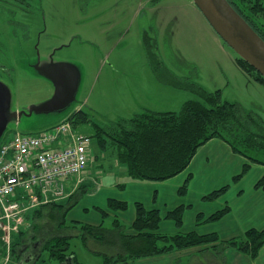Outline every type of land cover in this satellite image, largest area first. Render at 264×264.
I'll list each match as a JSON object with an SVG mask.
<instances>
[{
    "label": "rangeland",
    "instance_id": "374dc122",
    "mask_svg": "<svg viewBox=\"0 0 264 264\" xmlns=\"http://www.w3.org/2000/svg\"><path fill=\"white\" fill-rule=\"evenodd\" d=\"M199 12L193 0H0V81L11 93L0 143L15 132L40 133L81 109L91 120L75 129L92 136L96 144L89 167L106 160L109 152H102L93 136L95 124L105 126L141 111L142 104L122 94V85L152 78L159 60L188 76V83L211 92L221 89L224 100L237 101L264 118V85L239 69L236 53ZM59 63L71 65L78 73L76 94L62 109L30 113L31 106L52 97L54 84L43 72ZM178 90L185 95L178 97L176 111L185 101L199 99L195 93ZM50 213L51 209L42 214L33 209L24 216L25 233L11 253L12 264H34L50 236L76 234V220L67 217L61 225V215L53 220ZM109 214L104 224L112 228L114 216ZM15 237L21 241L19 231ZM69 243L78 264H105L103 253L111 247L77 237ZM38 260L36 264H61L48 249Z\"/></svg>",
    "mask_w": 264,
    "mask_h": 264
},
{
    "label": "trees",
    "instance_id": "16d2710c",
    "mask_svg": "<svg viewBox=\"0 0 264 264\" xmlns=\"http://www.w3.org/2000/svg\"><path fill=\"white\" fill-rule=\"evenodd\" d=\"M228 1L264 39V0ZM236 63L254 81L264 85V76L237 53ZM162 66L163 62L159 60L156 74ZM188 78L177 77L172 82L180 89L195 93L199 99L185 101L180 111H155L145 108L129 118H119L105 126L95 124L93 136L98 147L102 152H109L126 168V175L130 180L157 182L174 178L189 167L199 148L214 138L225 141L233 152L247 159L241 172L233 177V182L240 181L253 163L264 165V118L253 110L245 109L237 101L224 100L221 89L211 92L200 84L188 83ZM69 119L74 127L91 120L89 114L83 110L74 112ZM190 180L191 176L180 187L181 195L188 192ZM255 187L264 189V175L256 182ZM230 188L231 184L224 185L204 195L202 199L217 200ZM81 190L78 195L72 194L66 203H60L59 200L42 205L36 211L42 214L45 209L47 213L51 209L52 219L57 220L58 215H61L62 225L66 222L68 212L85 194L86 191ZM108 204L115 211H125L129 207L128 202L116 199H110ZM134 205L136 218L131 225L124 224L117 216L113 217L112 228L105 226L104 222L99 225L75 222V227L79 228L76 234L59 233L50 236L43 243L35 261L48 249L51 257L61 264L71 255L74 256V264H78L69 243L75 237L81 238L85 243L93 240L111 246L109 253L102 252L106 257L105 264H123L129 260L135 261L204 245H211L220 251L233 248L256 259L264 248V228H249L241 236L223 240L217 233L181 231L185 211L192 205H179L169 210L166 215L159 208L149 209L140 201ZM99 210L104 218L109 216L106 210ZM230 210V206L225 205L209 217L199 214L198 219L217 221ZM164 219L174 221L178 231L160 232V224ZM24 233L21 229V241L14 242L16 246L21 244ZM22 251L24 253L26 250L23 248ZM12 252H15V248ZM95 253L101 254L99 251Z\"/></svg>",
    "mask_w": 264,
    "mask_h": 264
},
{
    "label": "crops",
    "instance_id": "0c3cea01",
    "mask_svg": "<svg viewBox=\"0 0 264 264\" xmlns=\"http://www.w3.org/2000/svg\"><path fill=\"white\" fill-rule=\"evenodd\" d=\"M199 13L201 15L199 17H203V21L212 28L201 11ZM151 69L153 71L152 67ZM239 69L242 71L240 67ZM158 70L157 74L146 81H134L131 83L135 84L133 86L127 83L122 85V94L127 95L132 103L142 104L141 111L145 108L155 111L176 110L174 106L178 97L185 95L179 92L180 88L172 82L181 76L177 74L175 67L163 64ZM93 145L95 147L96 144H92V152ZM109 156L106 160L97 162L98 165L94 163L92 167H88L81 175L64 182L67 195L71 196L81 189L86 191L79 203L68 212L67 217L70 219L84 224L99 225L106 219L99 208H106L108 214L111 213L121 220L127 218L129 220L127 225H131L136 218L134 203L140 201L149 209L159 208L163 215L179 205H192L185 211L182 232L217 233L225 240L241 236L249 228H264V189L255 187L256 182L264 175V165L253 163L249 172L240 181L233 182V177L241 172L247 159L233 152V149L221 139H211L201 146L184 172L165 181L130 180L126 175V168L112 155ZM189 176H191L189 190L181 195L180 186ZM227 184H231L230 190L217 200L202 199L204 195ZM70 196L60 200V203H66ZM110 199L126 201L129 207L125 211L110 209L108 204ZM146 199L150 204L145 201ZM24 200L28 203L27 198ZM225 205H229L231 210L220 220L207 222L198 219L199 214L202 213L205 218L209 217ZM38 208H31L28 215L33 209ZM110 216L109 214L108 217ZM177 231L178 228L172 220L164 219L160 224L162 233ZM17 241L19 240L15 237L8 246L2 240L0 232V264H12L11 253L16 247L14 242ZM73 259L74 256L71 255L62 264H74ZM197 261L198 264H264V248L259 256L253 259L233 248L220 251L211 245L195 246L164 255L140 258L133 261V264H197Z\"/></svg>",
    "mask_w": 264,
    "mask_h": 264
},
{
    "label": "built area",
    "instance_id": "2783aa9c",
    "mask_svg": "<svg viewBox=\"0 0 264 264\" xmlns=\"http://www.w3.org/2000/svg\"><path fill=\"white\" fill-rule=\"evenodd\" d=\"M91 142L65 121L36 134L15 132L1 143L0 232L8 246L31 208L66 196L64 182L88 168Z\"/></svg>",
    "mask_w": 264,
    "mask_h": 264
},
{
    "label": "water",
    "instance_id": "95a60500",
    "mask_svg": "<svg viewBox=\"0 0 264 264\" xmlns=\"http://www.w3.org/2000/svg\"><path fill=\"white\" fill-rule=\"evenodd\" d=\"M193 2L222 40L264 76V39L232 4L228 0H193ZM43 74L54 84L55 90L52 97L43 104L31 106L30 113L35 110L62 109L71 102L78 90L79 75L67 63L45 67ZM9 99H11L10 89L0 81V135Z\"/></svg>",
    "mask_w": 264,
    "mask_h": 264
}]
</instances>
